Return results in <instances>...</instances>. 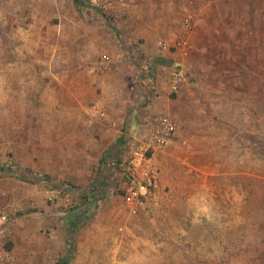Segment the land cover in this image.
Instances as JSON below:
<instances>
[{"label": "rangeland", "instance_id": "obj_1", "mask_svg": "<svg viewBox=\"0 0 264 264\" xmlns=\"http://www.w3.org/2000/svg\"><path fill=\"white\" fill-rule=\"evenodd\" d=\"M111 1L0 0V264H264V0H225L183 96L148 112L176 137L137 215L118 163L147 74Z\"/></svg>", "mask_w": 264, "mask_h": 264}, {"label": "crops", "instance_id": "obj_2", "mask_svg": "<svg viewBox=\"0 0 264 264\" xmlns=\"http://www.w3.org/2000/svg\"><path fill=\"white\" fill-rule=\"evenodd\" d=\"M224 1L225 0L111 1L117 9L118 15L121 14L118 16V20L122 29L124 28L125 31V34L122 33L123 36L120 37L121 43L129 45L131 42L134 49L140 52L141 59L139 60V64L144 66L143 68L147 74L145 78L143 77L142 79L141 77L139 81V84L143 82L146 92L142 94L140 91L139 96H136L138 97L137 102L146 106V111L142 112V118L138 125L142 124V120L147 116L162 115L163 112L158 114L149 113L159 110L162 105H165V102L167 103L168 100L171 101L169 98L175 97L173 99H176L183 96L186 90L184 86L180 88L177 95L172 96L169 93V80L173 65L174 63H180L184 64L187 68H197V65H202V62L200 63L196 55L204 51L203 44L198 41V36L202 33L201 31L203 29L201 28L203 24L207 25L209 23V25L212 26L211 23L215 22L216 25L214 29L219 31L221 28L219 21L225 11L224 7L226 4L223 5L225 3ZM185 18H191L192 20L193 27L191 33L185 34L182 30V22ZM210 29H213V27ZM114 34L117 36L115 31L111 33L112 36H114ZM177 38L185 39L188 47L185 49H168L160 47L162 43L172 44ZM100 43L101 44L98 43L99 51H106L109 49H112V51L115 50V44L113 43L107 46L103 41ZM118 44H120V41H117V45ZM122 48L123 47H120L118 50L121 51ZM112 61V63L116 62L114 59ZM148 78L151 81L150 85ZM167 146L158 151L152 158V168L157 172V199L161 197L160 189L167 183L164 173L170 171L171 168L167 167V165H170L168 164L169 158L161 161L156 159L159 155L165 156L169 153ZM162 156L160 159L163 158ZM154 161L159 164V171L153 166ZM118 164L111 163V169L109 171L110 177L113 176L111 174L115 173L114 169ZM9 169L10 167L4 166L2 171L9 172ZM124 206L125 210L129 213L125 203ZM128 219L130 226V228H128V233L132 237V218ZM130 247L132 249V240L130 241Z\"/></svg>", "mask_w": 264, "mask_h": 264}, {"label": "built area", "instance_id": "obj_3", "mask_svg": "<svg viewBox=\"0 0 264 264\" xmlns=\"http://www.w3.org/2000/svg\"><path fill=\"white\" fill-rule=\"evenodd\" d=\"M191 18H185L182 22V30L185 34L192 31ZM161 48L185 49L188 44L185 39L177 38L172 44L162 43ZM104 62L109 58L104 55ZM188 68L184 64L174 63L169 80V93L177 95L180 88L185 86L188 78ZM149 85L151 83L148 78ZM142 124L132 133L128 154L123 159V172L126 178L123 191V201L130 215H137L144 210L154 209L157 205V172L152 168V158L162 148L169 145L176 135V123L166 114L147 116ZM54 196H50L52 200ZM6 216V212L0 207V221ZM10 253L0 242V261H8Z\"/></svg>", "mask_w": 264, "mask_h": 264}, {"label": "trees", "instance_id": "obj_4", "mask_svg": "<svg viewBox=\"0 0 264 264\" xmlns=\"http://www.w3.org/2000/svg\"><path fill=\"white\" fill-rule=\"evenodd\" d=\"M76 3H77V1H76ZM66 262H62V264H65Z\"/></svg>", "mask_w": 264, "mask_h": 264}]
</instances>
